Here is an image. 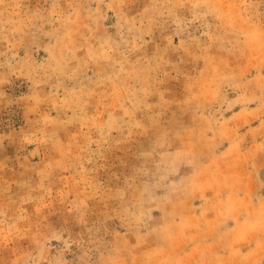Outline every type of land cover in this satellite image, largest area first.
Instances as JSON below:
<instances>
[{
    "label": "rangeland",
    "instance_id": "rangeland-1",
    "mask_svg": "<svg viewBox=\"0 0 264 264\" xmlns=\"http://www.w3.org/2000/svg\"><path fill=\"white\" fill-rule=\"evenodd\" d=\"M0 264H264V0H0Z\"/></svg>",
    "mask_w": 264,
    "mask_h": 264
}]
</instances>
